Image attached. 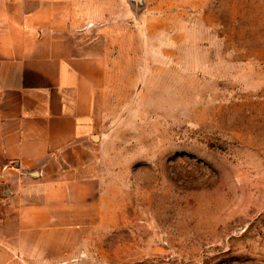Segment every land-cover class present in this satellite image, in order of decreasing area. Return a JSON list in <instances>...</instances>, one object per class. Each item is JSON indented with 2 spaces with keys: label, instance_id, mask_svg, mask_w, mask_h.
Masks as SVG:
<instances>
[{
  "label": "rangeland",
  "instance_id": "rangeland-1",
  "mask_svg": "<svg viewBox=\"0 0 264 264\" xmlns=\"http://www.w3.org/2000/svg\"><path fill=\"white\" fill-rule=\"evenodd\" d=\"M54 1L107 59L95 215L0 264H264V0Z\"/></svg>",
  "mask_w": 264,
  "mask_h": 264
},
{
  "label": "crops",
  "instance_id": "crops-1",
  "mask_svg": "<svg viewBox=\"0 0 264 264\" xmlns=\"http://www.w3.org/2000/svg\"><path fill=\"white\" fill-rule=\"evenodd\" d=\"M57 3L0 0V248L23 258L95 215L87 170L109 70L78 52Z\"/></svg>",
  "mask_w": 264,
  "mask_h": 264
},
{
  "label": "water",
  "instance_id": "water-1",
  "mask_svg": "<svg viewBox=\"0 0 264 264\" xmlns=\"http://www.w3.org/2000/svg\"><path fill=\"white\" fill-rule=\"evenodd\" d=\"M95 139H98V136H95Z\"/></svg>",
  "mask_w": 264,
  "mask_h": 264
}]
</instances>
